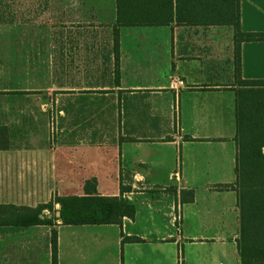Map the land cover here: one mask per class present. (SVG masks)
Listing matches in <instances>:
<instances>
[{
  "label": "crops",
  "instance_id": "1",
  "mask_svg": "<svg viewBox=\"0 0 264 264\" xmlns=\"http://www.w3.org/2000/svg\"><path fill=\"white\" fill-rule=\"evenodd\" d=\"M239 6L241 33H264V0ZM116 24L115 0H0V55L19 56L24 69L25 56H34L32 83L19 72L18 92H48L40 102L54 103L62 117L55 142L26 148L24 112H14L15 133L0 125V167L35 172L48 164L51 181L96 183L101 197L130 200L170 187L173 233L146 238L153 232L139 227L137 207L121 227L56 221L14 228L2 226L3 216L0 264H51L49 227L57 233V264H241L237 94L241 82H264V42L241 43L237 64L231 27ZM42 67L48 81L40 85ZM16 134L21 148L14 149ZM124 183L133 185L121 194ZM134 185L150 193L135 194ZM224 186L233 189H218ZM30 201L22 192L0 193L2 206L35 209ZM127 237L141 242L123 243Z\"/></svg>",
  "mask_w": 264,
  "mask_h": 264
},
{
  "label": "trees",
  "instance_id": "2",
  "mask_svg": "<svg viewBox=\"0 0 264 264\" xmlns=\"http://www.w3.org/2000/svg\"><path fill=\"white\" fill-rule=\"evenodd\" d=\"M117 27L219 26L231 27L239 60L243 42H264V33H241L239 0H115ZM238 67V65H237ZM237 94L236 191L241 214V264H264V82L245 81ZM263 87V88H260ZM85 187V196L60 198L59 218L40 219L41 208L0 205L2 226L28 228L52 226L122 225L135 216L133 204L119 197H101ZM218 189H233L232 186ZM123 189H121V194ZM247 225V227H246ZM127 237L123 243H140ZM51 264H57V233L51 231Z\"/></svg>",
  "mask_w": 264,
  "mask_h": 264
},
{
  "label": "rangeland",
  "instance_id": "3",
  "mask_svg": "<svg viewBox=\"0 0 264 264\" xmlns=\"http://www.w3.org/2000/svg\"><path fill=\"white\" fill-rule=\"evenodd\" d=\"M4 11L5 14H8L7 9H4ZM25 57L27 65L24 69L17 63L19 56L0 55V125L3 123L8 124L15 133L19 123L18 117L14 112H24V115H21L19 121L24 124L26 133L25 146L28 148L31 146L29 144H32L34 140L46 145L55 142L57 130L59 129V124L61 122L60 118L62 117L57 115L56 105L54 103L51 107L49 101L44 103L40 102L41 99L49 98L48 92H42L36 98H32L28 93L24 94L18 92L19 72L23 71L25 73V82L27 85L32 83L30 63L28 59H31L34 56ZM38 57L41 59V57L43 58L44 56ZM46 74L47 70L42 67L41 72L38 74V77H36V81L39 82L40 85H43L48 81L47 78H45ZM23 95L26 96V99L21 98ZM14 138L13 148H21V145H18L17 134L16 136L14 135ZM21 172L32 176L37 174L40 176L41 181L23 183L18 182L17 180L15 181L13 175L18 176ZM86 185L87 189H89L94 183H55L51 181L48 164L42 166L41 169L37 168V171L35 172L34 167H27L26 170L18 166L0 167V193H11L12 195L19 192L25 193L27 198L31 200L30 202H27V205L29 203L31 205L35 203V208H41L40 215L45 216V218L49 215L52 216L50 219L55 218L56 212L60 209V206L56 204L58 199L70 196L79 197V195L83 194ZM132 185L133 184L124 183L121 188L123 190L131 191ZM142 188L143 187L140 185H134L133 191L135 194L150 193V191L148 192L147 190L143 191ZM169 192L170 187L167 188L165 192L155 191L153 195H138L139 197L134 195L130 196V200L125 199L133 204L135 211L137 207L138 218L141 222L139 227H141V230L148 233L153 232V235L144 237L163 238L165 240L170 239L169 236L173 233V231H171V229H173L171 225H176L177 220L175 219L174 211L172 209L173 200L167 196V193L169 194ZM55 222L56 221L53 222V225L56 226ZM49 228L51 231L54 230L53 227Z\"/></svg>",
  "mask_w": 264,
  "mask_h": 264
},
{
  "label": "water",
  "instance_id": "4",
  "mask_svg": "<svg viewBox=\"0 0 264 264\" xmlns=\"http://www.w3.org/2000/svg\"><path fill=\"white\" fill-rule=\"evenodd\" d=\"M172 184H173V185H175V182H173ZM59 217H60V212H59V211H57V212H56V214H55V218H59ZM39 218H40V219H44V218H45V216H43V215H40V216H39ZM46 218L50 219V218H52V216H51V215H49V216H47Z\"/></svg>",
  "mask_w": 264,
  "mask_h": 264
},
{
  "label": "built area",
  "instance_id": "5",
  "mask_svg": "<svg viewBox=\"0 0 264 264\" xmlns=\"http://www.w3.org/2000/svg\"><path fill=\"white\" fill-rule=\"evenodd\" d=\"M179 85H182V83H181V82H179Z\"/></svg>",
  "mask_w": 264,
  "mask_h": 264
}]
</instances>
